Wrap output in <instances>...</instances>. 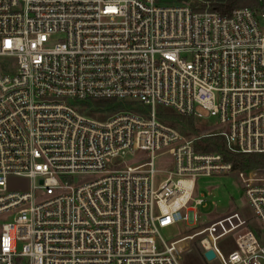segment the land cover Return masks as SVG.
Listing matches in <instances>:
<instances>
[{"label": "built area", "instance_id": "built-area-1", "mask_svg": "<svg viewBox=\"0 0 264 264\" xmlns=\"http://www.w3.org/2000/svg\"><path fill=\"white\" fill-rule=\"evenodd\" d=\"M196 1L0 0V59L17 64L0 62V264H183L192 240L206 261L264 264V167L199 149L210 138L264 154V7L223 15ZM100 100L123 108L92 111ZM159 106L216 114L218 131L186 134ZM217 174L236 176L255 221L235 209L165 240L197 224L196 181ZM12 175L31 190L10 192Z\"/></svg>", "mask_w": 264, "mask_h": 264}, {"label": "rangeland", "instance_id": "rangeland-1", "mask_svg": "<svg viewBox=\"0 0 264 264\" xmlns=\"http://www.w3.org/2000/svg\"><path fill=\"white\" fill-rule=\"evenodd\" d=\"M264 7V6H261ZM259 7V8H261ZM10 69L14 70L17 66L14 58L0 59ZM130 103H127L128 105ZM137 104V103H136ZM138 106L142 105L139 103ZM80 104H75V107H79ZM88 111V110H86ZM172 111L168 108L158 107L157 114L159 119H172ZM202 118L192 117H179L178 121L182 122L184 126L178 128L189 134L186 127L193 129V134L203 132H217L219 126V118L216 114H210L209 112L202 110ZM110 113H94L95 117H106ZM178 122V123H179ZM173 124V122H172ZM175 124V123H174ZM192 133V132H191ZM143 153H137V156H143ZM144 157V156H143ZM133 157L127 155L122 159H117L116 162L122 164L124 162H131ZM172 156L170 154L159 155L155 160V168L158 170L156 174V181L159 183L166 178V172L172 165ZM8 190L10 192H26L30 191L32 187V180L24 176L12 175L8 177ZM38 199L42 197V191L37 192ZM195 198L204 199L206 205L197 207L198 221L195 225H190L185 221L177 222L169 227L161 230L163 238L167 241L172 240L174 237L180 236L193 229L196 225L209 222L218 216L226 214L232 210L238 209L242 211L250 221H255L253 211L249 205L248 198L245 194V190L240 186V183L234 174H217L210 177L198 178L195 185ZM11 221V216L5 215L2 222ZM185 250L181 256L183 264H221L217 259L212 261H206L201 255V248L197 241H187L183 243Z\"/></svg>", "mask_w": 264, "mask_h": 264}, {"label": "trees", "instance_id": "trees-1", "mask_svg": "<svg viewBox=\"0 0 264 264\" xmlns=\"http://www.w3.org/2000/svg\"><path fill=\"white\" fill-rule=\"evenodd\" d=\"M192 6L196 10L208 9L211 11L219 12L223 15H229L231 11L237 7H250L253 9H257L261 6H264V0H201L193 2ZM88 106L92 111L96 112H114L123 108V105L121 103H117L114 100L93 101L88 103ZM179 117L181 116L172 113V119L163 120L175 127H182L184 126V124L178 121ZM186 129L188 130V132L193 131V129L189 127H186ZM204 141L206 142V144L200 145V150L223 152L226 157L233 162L236 168L264 167V154L228 155L225 151L224 146L219 142L213 143V140L210 138H206L204 139Z\"/></svg>", "mask_w": 264, "mask_h": 264}, {"label": "water", "instance_id": "water-1", "mask_svg": "<svg viewBox=\"0 0 264 264\" xmlns=\"http://www.w3.org/2000/svg\"><path fill=\"white\" fill-rule=\"evenodd\" d=\"M42 182V181H41ZM205 257L208 259V260H212V259H214V257H215V253H214V251H212V250H210V251H206L205 252Z\"/></svg>", "mask_w": 264, "mask_h": 264}]
</instances>
